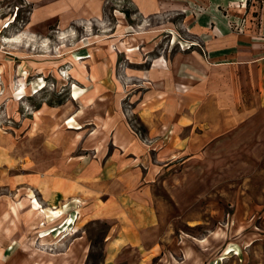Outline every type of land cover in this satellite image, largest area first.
<instances>
[{"label":"rangeland","instance_id":"rangeland-1","mask_svg":"<svg viewBox=\"0 0 264 264\" xmlns=\"http://www.w3.org/2000/svg\"><path fill=\"white\" fill-rule=\"evenodd\" d=\"M216 30L264 37V0H0L1 264H106L107 235L139 226L161 247L150 264H264L261 115L199 156L156 163L161 174L148 194L157 222L90 221L81 210L74 235L54 238L69 214L45 220L32 212L34 199L45 209H62L74 198L84 204L83 190L70 197V159L90 146L95 130L66 125L75 86L85 95L76 106L93 92L107 100L126 94L128 124L148 145L131 89L152 86L144 75L178 53L208 58ZM82 235L92 253L52 254ZM143 257L129 245L109 264H139Z\"/></svg>","mask_w":264,"mask_h":264},{"label":"crops","instance_id":"crops-1","mask_svg":"<svg viewBox=\"0 0 264 264\" xmlns=\"http://www.w3.org/2000/svg\"><path fill=\"white\" fill-rule=\"evenodd\" d=\"M210 35L208 58L178 53L144 75L152 86L131 89L134 113L146 128L148 145L128 124L123 107L126 94L116 92L118 99L107 100V95L93 92L92 100L79 106L71 97L70 118L83 125L80 130H95L87 138L90 146L70 159V197L83 190L79 196L84 200L81 204L70 199L72 211L78 209L79 215L83 211L82 218L90 221L157 222L155 203L148 194L161 174L156 163L199 156L208 144L238 134L242 126L251 128L257 115L263 117L259 121L264 126L263 35L220 30ZM138 75L131 73V77ZM147 159L155 161L148 164ZM144 228L107 235L106 264L129 245L144 255L139 264H150L161 247L145 239ZM85 239L82 235L66 247L57 246L52 254H90L93 247L89 238L85 245Z\"/></svg>","mask_w":264,"mask_h":264},{"label":"bare ground","instance_id":"bare-ground-1","mask_svg":"<svg viewBox=\"0 0 264 264\" xmlns=\"http://www.w3.org/2000/svg\"><path fill=\"white\" fill-rule=\"evenodd\" d=\"M76 57H77L76 60L83 58V57H81V54L76 55ZM79 79H81V78H79ZM41 89H43V88H41ZM83 92H84L83 89L77 88V86H75L72 98L74 100H77V101L80 100L81 96H83ZM20 93L23 94L25 97V95H26L25 88H22ZM66 125H68V128H70V129H75V128L80 129L83 127V125H81L77 122L76 117H72L71 119H69ZM97 149L99 150V146H97ZM75 202L79 203V200H75ZM32 203H33L32 204V212L35 215H37L38 217L43 218L45 220L50 219V218L59 219V218L63 217V215L69 214V217L66 220V223L63 225L62 229L53 231V232H55V235H56L55 237L53 236L54 238L63 237V234L69 232V230H72L70 235L71 234L74 235L73 233L76 231H73V230L76 226L78 219L80 218V215H79V212L77 210L72 211L73 209H72L71 204L64 206L62 209H54V208L45 209L37 199H34L32 201ZM42 225L44 226L45 223L43 222ZM44 232H46V230ZM47 233L45 235H43L42 237L47 238L46 237ZM43 240H45V239H43ZM0 251H2V250H0ZM228 252H229V250L226 251V254ZM236 254H240V253L238 252Z\"/></svg>","mask_w":264,"mask_h":264}]
</instances>
